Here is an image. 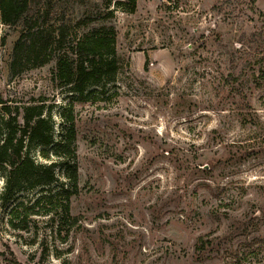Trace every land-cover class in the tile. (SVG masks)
Listing matches in <instances>:
<instances>
[{
	"label": "rangeland",
	"instance_id": "1",
	"mask_svg": "<svg viewBox=\"0 0 264 264\" xmlns=\"http://www.w3.org/2000/svg\"><path fill=\"white\" fill-rule=\"evenodd\" d=\"M65 1L69 25L104 11ZM134 1L111 0L121 66L83 103L50 65L11 76L19 28L0 23V107L44 104L54 138L72 107L78 179L70 230L13 231L0 204V264H264V0Z\"/></svg>",
	"mask_w": 264,
	"mask_h": 264
},
{
	"label": "trees",
	"instance_id": "2",
	"mask_svg": "<svg viewBox=\"0 0 264 264\" xmlns=\"http://www.w3.org/2000/svg\"><path fill=\"white\" fill-rule=\"evenodd\" d=\"M126 1L134 7V0ZM110 3L104 0V11L95 9L69 25L64 19L65 0H0V23L19 28L10 75L50 65L55 87L68 89L76 102L87 101L94 93L89 89L102 88L121 66L116 31L105 24L113 15ZM1 103L0 204L13 203L8 210V227L26 232L33 217L55 215L57 227L70 230L76 224L70 214V198L78 180L75 111L72 107L63 109L61 129L54 138L53 123L44 104H26L13 111ZM37 147L47 162L33 159L30 152ZM59 172L68 180L67 185L60 181ZM36 188L44 191L33 200L17 198L19 193Z\"/></svg>",
	"mask_w": 264,
	"mask_h": 264
},
{
	"label": "built area",
	"instance_id": "3",
	"mask_svg": "<svg viewBox=\"0 0 264 264\" xmlns=\"http://www.w3.org/2000/svg\"><path fill=\"white\" fill-rule=\"evenodd\" d=\"M161 2L165 3L167 6L173 8L175 5V1L174 0H160Z\"/></svg>",
	"mask_w": 264,
	"mask_h": 264
}]
</instances>
